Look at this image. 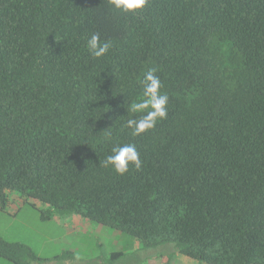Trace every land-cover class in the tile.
Segmentation results:
<instances>
[{
    "label": "trees",
    "instance_id": "obj_1",
    "mask_svg": "<svg viewBox=\"0 0 264 264\" xmlns=\"http://www.w3.org/2000/svg\"><path fill=\"white\" fill-rule=\"evenodd\" d=\"M92 32L113 41L104 57L87 50ZM148 68L168 113L133 137L123 124ZM113 143H135L142 170L102 167ZM12 195L42 220L80 216L200 264H264V0H148L131 13L0 0V209ZM0 257L40 259L2 237Z\"/></svg>",
    "mask_w": 264,
    "mask_h": 264
},
{
    "label": "rangeland",
    "instance_id": "obj_2",
    "mask_svg": "<svg viewBox=\"0 0 264 264\" xmlns=\"http://www.w3.org/2000/svg\"><path fill=\"white\" fill-rule=\"evenodd\" d=\"M18 208L19 206L12 205L3 210L0 209V237L9 242L25 243L32 248L35 254L51 256L66 249L79 254L76 257L80 259H87L99 254L101 250H119L126 252L128 264H132L131 254H133L134 264H146L147 257L157 254L164 255L166 264H183L177 256L169 252V249L164 252L163 246L155 248L140 246L136 249L133 247L135 239L121 231L108 227L104 231L101 230L102 225H91L92 223L84 227L88 228L87 231H81V229L77 231L75 229L81 226L72 225L71 221L74 216L63 215L42 220L39 211L33 206L23 204L20 209ZM95 226L96 229L92 230L91 228ZM169 245L174 249L173 244ZM143 257H145L144 262H141ZM0 264L13 263L0 257Z\"/></svg>",
    "mask_w": 264,
    "mask_h": 264
},
{
    "label": "clouds",
    "instance_id": "obj_3",
    "mask_svg": "<svg viewBox=\"0 0 264 264\" xmlns=\"http://www.w3.org/2000/svg\"><path fill=\"white\" fill-rule=\"evenodd\" d=\"M147 3L148 0H109L114 10L124 13L142 9ZM86 47L92 58H101L113 47V41L102 40L99 32H92L87 38ZM156 72V68H148L143 73L142 98L131 102L128 106L127 111L132 115L124 121L123 127L129 129L133 137L154 128L158 120L167 117L169 96L161 91L162 82ZM112 141L111 132H104L101 142ZM100 164L104 168L111 167L118 175L127 173L130 166L137 171L142 170L143 167L141 154L135 143H113L111 154L100 161Z\"/></svg>",
    "mask_w": 264,
    "mask_h": 264
},
{
    "label": "crops",
    "instance_id": "obj_4",
    "mask_svg": "<svg viewBox=\"0 0 264 264\" xmlns=\"http://www.w3.org/2000/svg\"><path fill=\"white\" fill-rule=\"evenodd\" d=\"M13 198V202L14 203H12L10 206H12V205H17V206H19V208L18 209H20L21 208V206H23V204L16 198V196H13L12 197ZM17 209V210H18ZM73 217V216H72ZM71 223H72V225H77V224H79L81 227L80 228H76L75 230H79V229H81V231H87V227L86 228H84L86 225H89V224H91L89 221H87L86 219H83V218H81L80 216H74V219L71 221ZM91 225H93V224H91ZM77 227V226H76ZM90 227V226H89ZM92 230H95L96 229V226L95 227H92L91 228ZM104 230L105 231V228L103 227V228H101V230ZM100 230V231H101ZM90 231V230H89ZM103 231V232H104ZM25 244V243H24ZM27 245V244H26ZM100 245V244H99ZM98 245V246H99ZM166 245H168V246H166ZM165 246L164 245H162L163 246V251L165 252L167 249H169V252H172L173 253V255L174 256H177L182 262H183V264H200L199 262H197L196 260H194V259H192V258H189V257H187V256H184V255H182V254H179V253H177V252H175V250L173 249V248H171V245H169V244H166ZM27 246H29V245H27ZM30 247V246H29ZM101 247H102V245H101ZM133 247H135L136 249H137V247H140L139 246V244H138V242L135 240V242L133 243ZM165 247H167V248H165ZM31 248V247H30ZM32 249V248H31ZM33 251V250H32ZM68 253L67 254V256L66 257H57V258H55V256H57V255H62V254H64V253ZM111 252H113V251H108V250H101L100 251V253L99 254H95L94 256H92V257H89V258H87V259H80V258H78V257H76V256H79V254H76V252H73L72 250H62L61 252H59V253H54L53 255H51V256H42V255H40V253H37V254H35L37 257H39L40 259L39 260H36V261H34L33 262V264H110L109 262H108V258H109V256H110V253ZM124 253V255L121 257V258H119L117 261H115L114 263H112V264H128L127 263V255H126V252H123ZM128 254H131V253H128ZM132 255L133 254H131V260H132V264H134V262H133V259H132ZM144 258L145 257H143V258H141V262H144ZM149 257H147V259H148ZM146 259V260H147ZM125 261V262H124ZM139 261V262H140ZM136 264V263H135ZM142 264V263H141ZM147 264V263H146ZM166 264V263H165Z\"/></svg>",
    "mask_w": 264,
    "mask_h": 264
}]
</instances>
